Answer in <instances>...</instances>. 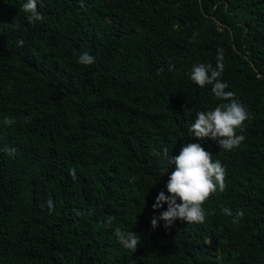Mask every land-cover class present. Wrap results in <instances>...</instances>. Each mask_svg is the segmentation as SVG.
Listing matches in <instances>:
<instances>
[{
    "label": "trees",
    "instance_id": "trees-1",
    "mask_svg": "<svg viewBox=\"0 0 264 264\" xmlns=\"http://www.w3.org/2000/svg\"><path fill=\"white\" fill-rule=\"evenodd\" d=\"M23 3L0 0V264H264V0H41L36 22ZM221 47L249 114L231 151L191 132L221 103L191 68ZM188 143L226 187L203 223L153 229L161 152Z\"/></svg>",
    "mask_w": 264,
    "mask_h": 264
},
{
    "label": "clouds",
    "instance_id": "clouds-1",
    "mask_svg": "<svg viewBox=\"0 0 264 264\" xmlns=\"http://www.w3.org/2000/svg\"><path fill=\"white\" fill-rule=\"evenodd\" d=\"M40 3L41 0H24L22 4L23 11L29 14L28 18L33 22L44 19L43 14L38 11ZM18 43L22 44V41ZM95 59L85 51L79 54L77 63L89 66L95 63ZM223 62L224 49L221 47L216 50L215 66L211 63H197L191 68L190 80L201 88L211 85V92L221 101L214 109L196 112L191 123V132L195 138L213 140L220 149L231 151L245 140L244 135L237 134V129H242L249 114L245 106L235 98L236 94L226 90L227 83L220 79ZM161 157L167 165L164 173L169 167L173 171L168 176L166 192H159L152 205L154 212L167 205L166 210L151 218L152 228L155 229L161 222L165 229L171 228L177 221L203 223L206 217L203 203L210 194L223 191L226 187L225 168L199 143L184 144L176 156H170L165 148ZM223 211L225 215L233 218L234 223H238L244 216L243 211L233 214L227 207ZM119 242L125 248L135 251L138 244L137 234L132 231L125 232L120 236Z\"/></svg>",
    "mask_w": 264,
    "mask_h": 264
}]
</instances>
